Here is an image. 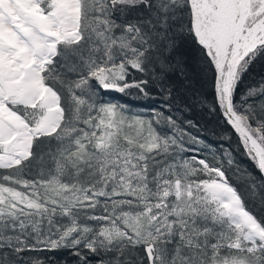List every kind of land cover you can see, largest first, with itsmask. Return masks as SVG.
Listing matches in <instances>:
<instances>
[{
    "label": "snow or ice",
    "instance_id": "1",
    "mask_svg": "<svg viewBox=\"0 0 264 264\" xmlns=\"http://www.w3.org/2000/svg\"><path fill=\"white\" fill-rule=\"evenodd\" d=\"M256 65L264 0H0V264H264Z\"/></svg>",
    "mask_w": 264,
    "mask_h": 264
},
{
    "label": "trees",
    "instance_id": "2",
    "mask_svg": "<svg viewBox=\"0 0 264 264\" xmlns=\"http://www.w3.org/2000/svg\"><path fill=\"white\" fill-rule=\"evenodd\" d=\"M264 74V68L260 65H256L251 73V78L259 79V76ZM204 93L208 102L212 100V91L210 88H205ZM106 100H110L114 103L125 104L129 103L134 111L137 112H148L150 109L143 107L148 101L142 100L136 96H124L121 93H110L105 97ZM159 105H157L158 107ZM187 115L194 118L199 122L201 128V135L206 137L208 142L212 145H219L224 143L225 146L231 143V147L235 150L238 158L240 159L242 165L246 167L249 171L255 173L256 169L254 163L247 157L242 155V150L238 147L239 141L237 136L233 133L230 127L224 122L223 118L220 116L219 112L209 113L207 108L202 105H197L192 111L188 112ZM230 137L229 140L221 141V137L224 134ZM211 159V157H209ZM70 259V258H69Z\"/></svg>",
    "mask_w": 264,
    "mask_h": 264
}]
</instances>
